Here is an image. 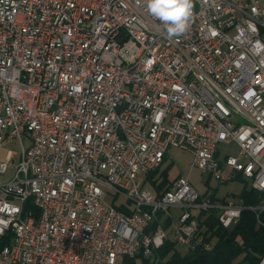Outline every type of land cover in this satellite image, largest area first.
<instances>
[{
	"label": "built area",
	"instance_id": "obj_1",
	"mask_svg": "<svg viewBox=\"0 0 264 264\" xmlns=\"http://www.w3.org/2000/svg\"><path fill=\"white\" fill-rule=\"evenodd\" d=\"M13 141L0 264H123L167 240L210 250L211 210L226 230L244 210L264 226V5L194 0L190 29L168 38L145 0H0V147ZM219 144L237 155L219 160ZM170 147L219 183L241 176L258 203L214 202L182 176L157 191L147 175Z\"/></svg>",
	"mask_w": 264,
	"mask_h": 264
},
{
	"label": "trees",
	"instance_id": "obj_2",
	"mask_svg": "<svg viewBox=\"0 0 264 264\" xmlns=\"http://www.w3.org/2000/svg\"><path fill=\"white\" fill-rule=\"evenodd\" d=\"M166 160L167 156L163 163ZM159 168L147 175V181L157 191L164 188L167 183L165 173L167 169L159 176V180H153L155 174L159 172ZM234 180L241 181L243 178L238 175ZM209 197L214 202H225L230 198L227 196L219 199L215 193H211ZM231 198L240 199L245 207L256 205L259 199L258 194L250 188H244L239 195H231ZM160 218L158 216L157 220L152 223V227L158 224ZM259 220L261 224H264V212L259 215ZM170 223V221H166L164 227L168 228ZM202 226L205 228L202 233L203 241L212 244L210 250H204L198 246L183 252L178 250L174 242L167 240L162 247L153 251L151 257L146 258L140 253L134 258H125L123 264H136V261H139L140 264H258L260 257L264 254V226L257 227L256 216L250 210L242 211L240 220L231 230L221 227L217 220L216 210H211ZM5 243L4 240L2 244Z\"/></svg>",
	"mask_w": 264,
	"mask_h": 264
},
{
	"label": "rangeland",
	"instance_id": "obj_3",
	"mask_svg": "<svg viewBox=\"0 0 264 264\" xmlns=\"http://www.w3.org/2000/svg\"><path fill=\"white\" fill-rule=\"evenodd\" d=\"M260 3L264 5V0H260ZM24 147L27 148L29 145V139L23 140ZM21 149L17 141H13L3 147H0V162L6 161L8 153H11L13 157H16L15 162L19 160ZM218 159L222 160L225 156H236L238 148L236 144H219L217 147ZM193 155L183 149L170 147L167 152V160L160 168L159 172L155 174L153 180H159V176L165 172L167 175V183L165 186L170 184L178 176L187 178L190 185L200 195L215 193L217 198L223 199L227 196L231 198V195H239L244 189L250 188V183L247 180H234L227 183H219L214 177H210L207 174H202L199 170L192 167ZM10 177V171L4 176L5 179ZM180 210L178 208H171L169 215L172 223H176ZM170 229H168V233ZM178 250L182 251L181 247ZM136 264H140L136 261Z\"/></svg>",
	"mask_w": 264,
	"mask_h": 264
},
{
	"label": "clouds",
	"instance_id": "obj_4",
	"mask_svg": "<svg viewBox=\"0 0 264 264\" xmlns=\"http://www.w3.org/2000/svg\"><path fill=\"white\" fill-rule=\"evenodd\" d=\"M150 16L164 25L168 38L180 37L191 27L194 0H145Z\"/></svg>",
	"mask_w": 264,
	"mask_h": 264
}]
</instances>
